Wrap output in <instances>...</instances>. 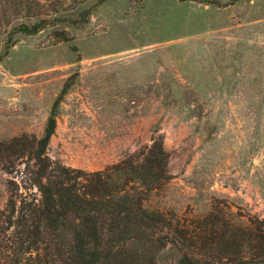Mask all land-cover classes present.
<instances>
[{
    "label": "rangeland",
    "instance_id": "rangeland-1",
    "mask_svg": "<svg viewBox=\"0 0 264 264\" xmlns=\"http://www.w3.org/2000/svg\"><path fill=\"white\" fill-rule=\"evenodd\" d=\"M64 84L50 160L98 170L160 141L146 208L264 228V0H0V209L36 192L12 139L42 134Z\"/></svg>",
    "mask_w": 264,
    "mask_h": 264
},
{
    "label": "trees",
    "instance_id": "trees-1",
    "mask_svg": "<svg viewBox=\"0 0 264 264\" xmlns=\"http://www.w3.org/2000/svg\"><path fill=\"white\" fill-rule=\"evenodd\" d=\"M67 88L55 98L41 135L12 139L13 154L29 159L36 192L20 196L10 186L0 209V264H159L169 245L179 264L253 263L264 256V228L228 217L226 204L215 203L202 216L143 205L147 192L170 177L160 141L98 170L50 160L46 148Z\"/></svg>",
    "mask_w": 264,
    "mask_h": 264
}]
</instances>
